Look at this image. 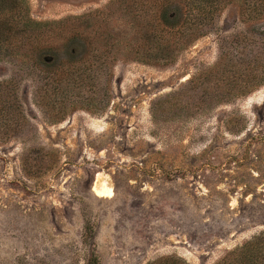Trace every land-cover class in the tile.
<instances>
[{
	"label": "rangeland",
	"instance_id": "rangeland-1",
	"mask_svg": "<svg viewBox=\"0 0 264 264\" xmlns=\"http://www.w3.org/2000/svg\"><path fill=\"white\" fill-rule=\"evenodd\" d=\"M111 1L24 0L48 24L0 61V264H214L264 231V18L226 1L166 59Z\"/></svg>",
	"mask_w": 264,
	"mask_h": 264
},
{
	"label": "trees",
	"instance_id": "trees-1",
	"mask_svg": "<svg viewBox=\"0 0 264 264\" xmlns=\"http://www.w3.org/2000/svg\"><path fill=\"white\" fill-rule=\"evenodd\" d=\"M112 0L108 10L120 8L130 25L138 24L141 42L129 53L147 52V46H157L161 55L169 59L174 52L185 49L196 38L203 35L214 24L217 14L226 1L235 0H186L187 6L182 7L180 0ZM168 1V3H167ZM236 8L241 14L249 10L251 18L259 21L264 18V0H236ZM236 2V4H237ZM24 0H0V61L21 56L23 41L43 33L48 24L32 19ZM174 11V19H169V12ZM76 16H70V25H75ZM173 19V20H174ZM150 26H147V25ZM253 35L257 44V54L252 56L258 65L264 58V22L253 26ZM107 44V42H105ZM108 48L111 43L108 44ZM108 48H106L108 50ZM106 51L100 53L101 57ZM105 57V56H104ZM8 59V60H9ZM264 66V62H261ZM191 81V80H190ZM189 81V82H190ZM192 82V81H191ZM262 80L254 85H261ZM84 229H87L84 227ZM95 257L88 264H95ZM145 264H189L177 255L157 257ZM214 264H264V231L251 236L239 246L227 251Z\"/></svg>",
	"mask_w": 264,
	"mask_h": 264
},
{
	"label": "bare ground",
	"instance_id": "bare-ground-1",
	"mask_svg": "<svg viewBox=\"0 0 264 264\" xmlns=\"http://www.w3.org/2000/svg\"><path fill=\"white\" fill-rule=\"evenodd\" d=\"M93 192L100 197H111L113 195L112 188L109 185L108 180L102 179L100 182H96L92 187Z\"/></svg>",
	"mask_w": 264,
	"mask_h": 264
}]
</instances>
